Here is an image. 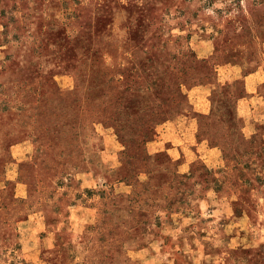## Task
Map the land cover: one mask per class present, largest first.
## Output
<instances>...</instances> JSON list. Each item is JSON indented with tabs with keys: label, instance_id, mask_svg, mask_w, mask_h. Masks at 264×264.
Instances as JSON below:
<instances>
[{
	"label": "rangeland",
	"instance_id": "374dc122",
	"mask_svg": "<svg viewBox=\"0 0 264 264\" xmlns=\"http://www.w3.org/2000/svg\"><path fill=\"white\" fill-rule=\"evenodd\" d=\"M0 264H264V0H0Z\"/></svg>",
	"mask_w": 264,
	"mask_h": 264
}]
</instances>
